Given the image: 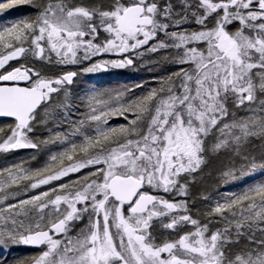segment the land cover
<instances>
[{"label": "snow or ice", "instance_id": "obj_1", "mask_svg": "<svg viewBox=\"0 0 264 264\" xmlns=\"http://www.w3.org/2000/svg\"><path fill=\"white\" fill-rule=\"evenodd\" d=\"M21 6L31 14L0 27V117L14 120L0 128V153L56 143L63 150L42 168L22 162L0 170L7 174L0 182V247L40 248L13 264H264V180L217 202L206 222L193 218L186 199L187 177L209 150L239 162L224 172L228 180L264 176V154L246 151L253 137L264 140V0H6L0 13ZM28 53L49 62L55 53L57 62L74 65L106 53L119 57L83 73L131 67L149 53L179 67L138 98L127 90L123 103L122 92L115 103L93 94L79 119L66 118L62 130L49 129L41 140L37 110L67 94L79 73L51 79L31 68L7 71ZM240 109L249 115L237 118ZM114 115L128 124L111 126ZM82 169H90L82 179L27 196ZM21 188L27 198L18 199ZM155 223L191 230L157 243Z\"/></svg>", "mask_w": 264, "mask_h": 264}, {"label": "rangeland", "instance_id": "obj_2", "mask_svg": "<svg viewBox=\"0 0 264 264\" xmlns=\"http://www.w3.org/2000/svg\"><path fill=\"white\" fill-rule=\"evenodd\" d=\"M0 2H6V0H0ZM74 2H82L88 5L94 6H106L111 3V0H74ZM31 14L30 9L27 6L16 7L13 9L5 10L0 13V27L10 25L12 22L19 18L25 17ZM195 27V26H194ZM236 26L231 28V31H235ZM108 54V53H106ZM51 62L47 60L36 59L31 53L22 56V62L27 68H31L34 71H39L41 75L45 77L60 76L70 68H74L78 71L79 76H84L90 73H83L81 69L86 66H90L91 63L99 62L104 60L102 58L92 59L91 61L85 62L83 65L74 64H61L55 53L51 54ZM169 59L165 57V54H146L143 58H138L135 63V71L130 68L122 69H109L107 74H104L103 78L96 82L98 89H93L91 93L84 96L86 104L83 105L79 102L75 94L68 92L65 94L61 92V96L58 99L48 105H44L37 115L39 124L37 125L35 135L39 139H47L49 137V129H60L62 130L65 125V119H79L81 114L87 111V101L93 94H102L100 96L103 102L115 103L114 96L117 92L124 93L123 99L120 103L126 102L130 99L128 91L135 85H150L156 84L153 88L161 87L164 80L167 79V66ZM23 65V66H24ZM156 76L155 80L150 78V75ZM76 87H79L76 84ZM81 87V86H80ZM133 96L138 98L134 92ZM56 114L60 115L57 117ZM129 119L134 117V114L128 113ZM237 118H246L249 113L245 109H240L236 112ZM128 120L123 116L114 115L109 119L111 126L127 125ZM148 119L145 118L142 121L144 130L148 123ZM14 123L0 122V128L7 129ZM214 143L211 139L209 145ZM63 150L61 143L56 144H45L39 149H21L16 151H10L7 153H0V170L7 169L10 166L18 165L23 162L25 167H29L33 170L42 168L50 162V157L53 154H57ZM246 151L253 156L259 157L264 154V140L253 137L251 142L247 145ZM34 157V159H33ZM234 167L238 169L240 164L234 157H230L223 151L213 152L209 150L205 155V161L201 165L198 171L187 177L188 185V196L187 202L189 210L193 218L200 219L202 222L207 220V212L217 202L222 201L224 198L240 194L247 189L253 183H259L264 180V176L256 174L255 177H245L241 180H228L224 176L229 168ZM90 169H82L80 173L70 174L68 177L62 178L60 181H53L51 185H43L41 188L29 190L27 196L34 195L40 191H46L49 188L59 185L61 183L75 182L82 179ZM7 179V174L4 173L0 176V182ZM27 183V182H21ZM27 198L23 189H20L18 199ZM215 223V222H214ZM223 226V225H219ZM214 230V229H213ZM39 255L33 249L28 248L26 245H14L8 249L0 247V259L6 260L8 264H13L14 261L19 259H27L32 256Z\"/></svg>", "mask_w": 264, "mask_h": 264}, {"label": "flooded vegetation", "instance_id": "obj_3", "mask_svg": "<svg viewBox=\"0 0 264 264\" xmlns=\"http://www.w3.org/2000/svg\"><path fill=\"white\" fill-rule=\"evenodd\" d=\"M98 58H102L104 60L119 59L118 56H115V55L110 54V53L102 54L100 56L93 57L92 59H98ZM23 65L24 64L22 62V59L19 58L17 60L9 62V65H7L6 68H7V71H12L16 67L27 68L26 65H24V66ZM178 67H179L178 65H174V64L169 63L168 66H167V78L172 73L177 71ZM128 68H130L132 71H135L134 65L131 66V67H128ZM109 69H118V68H109ZM109 69H107V70L102 69V70H100L98 72L86 74L84 76H79V74H78V76L74 79V83L68 87V92H71V93L75 94L76 97L78 98L79 102L81 104L85 105L86 104V99H84V96L88 95L89 93H91L93 89H98L100 87V86L96 85V82L98 80L102 79L104 74H107L109 72ZM119 69H122V68H119ZM3 71H4V69H3ZM70 71H75V69L72 67V68H70ZM76 72H78V71H76ZM56 77L57 76L55 75V76H52V77H45V78L54 79ZM155 77L156 76H154L152 74L150 75V78L152 80H155L156 79ZM7 83L9 85H11L12 83H16V82H7ZM18 83H19V86H21V87L26 86V82H24V81H19ZM76 84H78L79 87H76ZM155 85L156 84H150V85H146V86H143V87H137V85H135L132 88V90H133L134 94L137 97H140V96L146 94L147 91L152 89ZM60 96H61V93L54 94V99H58ZM56 116L60 117V115H58V114H56ZM131 117H134V115L131 116ZM146 190L149 192V194L165 195L162 192L161 193H156L152 189H146ZM165 198L173 200V196H171V195H165ZM175 199H182V198H175ZM125 207H127V205H125ZM165 222H167V218H165ZM86 224H87V220L86 219L84 221H82V222H79L78 227L73 229L72 232L69 233V235L70 236H75L76 233L80 230V228H83ZM189 230H191V226L190 225L182 227L178 232H173L172 230L164 229L159 223H155L154 226H153V229H152V234L156 238V242L157 243H161V242H164V241L177 240L179 238V235H183L185 232H187ZM26 246L28 248L33 249L36 253L40 254V248L35 247V246H28V245H26Z\"/></svg>", "mask_w": 264, "mask_h": 264}, {"label": "water", "instance_id": "obj_4", "mask_svg": "<svg viewBox=\"0 0 264 264\" xmlns=\"http://www.w3.org/2000/svg\"><path fill=\"white\" fill-rule=\"evenodd\" d=\"M3 71V69H0V72H2ZM42 107V106H41ZM40 107V108H41ZM39 108V109H40ZM38 109V110H39ZM37 110V111H38ZM0 122H11V123H14V120H13V118H10V117H0Z\"/></svg>", "mask_w": 264, "mask_h": 264}]
</instances>
